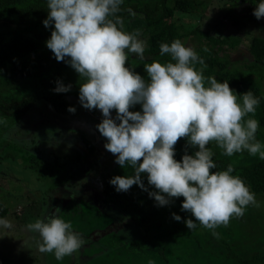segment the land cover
Returning a JSON list of instances; mask_svg holds the SVG:
<instances>
[{"label": "clouds", "instance_id": "clouds-1", "mask_svg": "<svg viewBox=\"0 0 264 264\" xmlns=\"http://www.w3.org/2000/svg\"><path fill=\"white\" fill-rule=\"evenodd\" d=\"M122 3L47 0L48 18L43 21L45 28L54 24L46 47L85 81L79 88L81 106L102 112L97 129L108 141L105 149L117 157L115 163L121 168L128 164L135 170L132 176L113 177L110 184L117 192L126 193L133 185L148 191L141 178L147 174L148 184L158 190L149 192V197L158 206H168L171 198H184L182 211L195 218L185 221L189 230L195 229L197 222L208 229L227 226L233 216L242 217L247 206L257 201L245 182L232 175V164L226 170L212 171L217 166L208 145L215 142L228 157L247 151L264 160V144L256 139L259 121L252 118L260 100L252 91L237 95L228 81L205 78V61L179 39L160 44V55L167 54L171 60L146 63L150 78L146 82L125 66L128 53L145 59L146 42L139 38L140 31L129 33L119 17L109 19L116 16ZM253 15L257 20L264 17V0L256 5ZM66 57L70 60L65 61ZM71 87L57 81L54 92L67 93ZM137 104L142 113L129 110ZM68 111L76 110L70 107ZM181 138L198 150L194 155L185 151L178 162L174 146ZM61 213L56 207L45 219L26 225L38 234V250L54 254L57 260L85 244ZM173 218L181 220L175 214ZM0 227L11 229L13 224L0 218Z\"/></svg>", "mask_w": 264, "mask_h": 264}, {"label": "trees", "instance_id": "trees-1", "mask_svg": "<svg viewBox=\"0 0 264 264\" xmlns=\"http://www.w3.org/2000/svg\"><path fill=\"white\" fill-rule=\"evenodd\" d=\"M203 2L205 4V0ZM259 2L260 0H236L235 4H244L254 12ZM203 7L201 0H123L120 11L109 19L115 20L119 17L123 21V29L132 33L137 29L131 24L139 18L141 35L146 40L144 56L161 63L171 60L167 54L160 55L161 43L170 44L175 39L181 40L186 47H189L190 43L207 65L203 72L205 78L215 77L221 83L228 81L229 87L237 95L252 91L259 98L260 103L256 111L261 113L258 121L259 126L264 129V91L257 79L252 78L250 73H246L243 67L232 63L231 60V53L241 44V39L231 36L214 37L204 32L200 26L190 29L180 17L182 14L200 16ZM47 18V0H0V120H9L11 123L6 138L11 139L13 144L22 145L28 156H33L26 164L28 167L40 177L45 175L47 178L55 179L49 192L72 182L77 177L94 186L101 207L109 217L114 218V223L110 224L109 229L116 232L114 229L120 224L122 229L128 232V241L135 235L140 239L135 244L140 247L138 252L134 250L136 246L133 243L127 247L130 252L127 262L133 259L137 262L139 258L145 261L149 256L152 261H157L156 264H171L172 258L167 254L168 247L175 249V252L179 250V239L185 238L183 232H187L185 221L195 219L189 212L182 211L184 198H171L172 202L168 206H158L154 198L149 197V192L158 190L148 184L147 174H142L141 178L148 191L133 185L126 193L117 192L115 186L110 184L111 179L117 176L116 173H111L112 169H109L103 181L93 179L92 173L95 172L91 155L93 143L78 131L64 133L49 120L44 121L45 105L51 106L60 115L73 116L80 112L81 105L76 98L78 96L76 89L79 80L80 82L83 80L68 63L58 62L52 51L46 47V42L54 30V24L45 28L43 21ZM262 20L264 17L257 21L258 33L249 48L253 63H249L247 68L251 72L264 71V36L260 33L264 32ZM205 48L207 51H204ZM40 54L44 55L38 58L37 55ZM68 60L70 58L66 57L65 61ZM125 66L130 67L129 64ZM196 67L199 69L200 65L197 64ZM144 79L146 82L150 81V78ZM57 81H61L65 86L72 85L71 90L67 93H55ZM70 107L76 111L69 112ZM129 110L142 113V106L137 104ZM112 111L116 113L115 110ZM41 120L42 124L28 128L36 122H42ZM14 133L17 136L11 137ZM208 147L213 152L219 149L213 143ZM174 150L176 153L174 158L181 162L185 151L189 155H194L198 149L190 146L186 138H181L174 146ZM12 156L16 159L15 154ZM213 161L217 166L213 172L226 170L227 166L232 164L235 169L232 175L239 176L245 182L255 194L256 201L264 200V160L239 165L233 162L231 157L214 155ZM44 166L46 167L43 168ZM129 167L127 172L132 171L135 174V170L130 165ZM121 171L122 168L118 166L117 172ZM7 213V208L0 201V218H4ZM80 213L78 215L80 218L96 216L89 211L86 214ZM173 214L180 216L181 220L176 221ZM124 222H128V226L123 227ZM197 225H200L199 222ZM203 228L204 235L210 234L218 241V250L221 252L224 250L220 249H228L233 245L234 236L238 231L231 219L227 226ZM187 234L190 238V233ZM190 249L188 247V250ZM219 251L215 253V258H219L222 264H229L232 259H226L227 252L225 255L222 252V255L217 257ZM197 252H200V249ZM213 253L209 252L208 256H213ZM201 254L202 252L191 259H186L184 264H200L198 260L203 261V257L208 260L205 252L199 259ZM234 261L235 264H264V254L255 252L250 258L243 255ZM0 264L9 263L0 261Z\"/></svg>", "mask_w": 264, "mask_h": 264}, {"label": "rangeland", "instance_id": "rangeland-1", "mask_svg": "<svg viewBox=\"0 0 264 264\" xmlns=\"http://www.w3.org/2000/svg\"><path fill=\"white\" fill-rule=\"evenodd\" d=\"M203 1L201 0L202 7L204 5L207 7L202 8L201 15L182 14L180 17L183 23L190 29L200 26L204 32L214 37H239L241 44L231 53L232 63L243 67L246 73H250L252 78L257 79L264 91V71L261 73L251 72L247 68L249 63H253V57L249 51L250 44L258 33V20L253 15V11L244 4H235L236 0H205V4ZM262 22L264 25V20ZM131 26H135L141 33V20L139 18ZM260 33L264 36V32ZM139 38L146 42L142 35ZM188 46L191 47L192 45L188 43ZM43 55L40 54L37 57L41 58ZM128 55L126 64L130 65L129 69L140 74L142 78H149L144 65L153 60L146 57L141 60L133 53ZM84 82V79L81 82L79 80L77 84V99H79L80 85ZM43 108H45L44 121L49 120L61 128L64 133L66 131L68 133L78 131L80 135L93 143L94 149L91 154L95 168V172L92 173L93 179L103 181L111 169V173H116L117 176L134 175L132 171L131 173L127 172L130 168L128 164L122 168L121 173L117 172L119 166L115 163L117 157L105 149L104 145L108 141L97 129V125L103 119L99 109L89 111L81 106L77 115L70 116L58 114L49 105H45ZM260 114L256 111L252 118L259 120ZM111 116L115 119L116 113L112 111ZM42 123L43 121L36 122L35 125H30L28 128H34ZM118 123L119 121H117ZM10 124L9 120H0V201L8 210L3 219H8L13 224L11 229L0 227V261L9 264H150V262L156 264L157 261H152L149 256L145 258V261L139 258L137 262L134 259L127 262V257L130 255L127 247L132 243L137 244L140 239L135 235L131 237L134 241L131 239L128 241V232L122 229L120 224L116 225L114 229L116 232L109 229L110 224L114 223V218L109 217L105 209L101 207L100 201L97 199L98 192L93 185H89L90 183L81 177H77L72 182L49 192L48 190L55 179L47 178L45 175L40 177L38 173L26 165L33 159V156H28L29 154L23 150L22 145L13 144L11 139L6 138L10 132L8 130ZM13 136L17 135L14 133L11 137ZM256 139L264 144V129L261 126L256 133ZM212 143L216 144L215 142ZM59 147L61 148L62 145ZM12 154L16 155V159L13 158ZM214 155L228 157L223 154V150L220 148L214 151ZM231 160L239 165H244L261 159L258 156H251L245 151L234 154L231 156ZM56 207L61 209V218L66 222H71L73 231L79 233L85 240V244L79 250L70 256H65L62 260H57L52 253L40 252L37 248L38 234L30 232L26 227L27 224L35 222L38 218L45 219ZM87 211L92 212V214L95 213L96 216L94 215V218L89 216L80 218L78 216L81 214L80 212L86 214ZM231 220L238 230L234 236V243L228 249H220L224 250L222 251L224 255L227 252L228 257L226 259L233 260L229 264H235L234 260L243 255L250 258L255 252L264 254V200L257 201L255 205L247 206L242 217L233 216ZM120 221L122 222V220ZM127 223L124 222L123 227L128 226ZM185 230L190 233V238H188L187 232H183L185 238L179 239V250L175 252V249L172 250L170 246L168 247L167 254L170 255L169 258H172L171 264H177V262L184 264L186 259H191L201 252L199 259L203 257L204 252L207 256L209 252H214L213 256H208V260L203 257L204 264H222L219 258H215V253L219 251L218 241L210 234L204 235L203 226L197 225L193 230L185 227ZM135 246L134 250L138 252L140 247ZM188 247L191 249L188 250ZM198 249L200 252H197ZM230 249H232L231 252ZM222 252L219 251L217 257L221 256ZM195 260L198 259L195 258ZM199 261L200 264H203L202 260H198V263Z\"/></svg>", "mask_w": 264, "mask_h": 264}]
</instances>
